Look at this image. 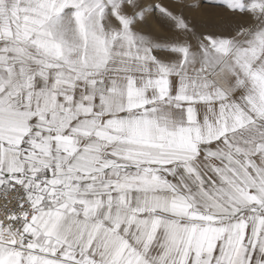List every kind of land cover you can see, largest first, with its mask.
Returning <instances> with one entry per match:
<instances>
[{
	"label": "snow or ice",
	"instance_id": "6c2138e0",
	"mask_svg": "<svg viewBox=\"0 0 264 264\" xmlns=\"http://www.w3.org/2000/svg\"><path fill=\"white\" fill-rule=\"evenodd\" d=\"M0 264H264V0H0Z\"/></svg>",
	"mask_w": 264,
	"mask_h": 264
},
{
	"label": "rangeland",
	"instance_id": "374dc122",
	"mask_svg": "<svg viewBox=\"0 0 264 264\" xmlns=\"http://www.w3.org/2000/svg\"><path fill=\"white\" fill-rule=\"evenodd\" d=\"M206 11H208V10H206ZM190 15L195 16V17L197 18V20H200V21H202V22H205V23H207V24H209V25L219 23L218 18L215 17V16H212V15L204 16V17H200V16H198V14H195V13L190 14ZM154 30H155V29H154Z\"/></svg>",
	"mask_w": 264,
	"mask_h": 264
}]
</instances>
